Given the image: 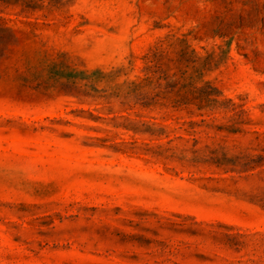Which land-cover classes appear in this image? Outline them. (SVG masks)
Returning a JSON list of instances; mask_svg holds the SVG:
<instances>
[{
  "label": "rangeland",
  "instance_id": "1",
  "mask_svg": "<svg viewBox=\"0 0 264 264\" xmlns=\"http://www.w3.org/2000/svg\"><path fill=\"white\" fill-rule=\"evenodd\" d=\"M0 264H264V0H0Z\"/></svg>",
  "mask_w": 264,
  "mask_h": 264
}]
</instances>
